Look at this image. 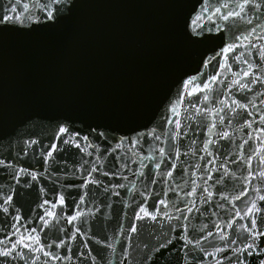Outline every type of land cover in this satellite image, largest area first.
Wrapping results in <instances>:
<instances>
[{
    "label": "snow or ice",
    "instance_id": "1",
    "mask_svg": "<svg viewBox=\"0 0 264 264\" xmlns=\"http://www.w3.org/2000/svg\"><path fill=\"white\" fill-rule=\"evenodd\" d=\"M80 5L81 0H8L0 14V42L21 36L25 28L31 36L40 28L68 24ZM167 6L173 13L169 23L174 35L193 55H199L196 75L186 74L187 79L179 82L177 100L169 104L164 124L149 122L141 129H130L134 133L130 135L118 127L79 119L88 130L83 134L76 128L77 119L67 116L57 121L52 142L40 152L43 173L24 167L17 170L0 159V167L11 169L16 184L26 177L24 184L31 187L30 182L39 185L42 177L49 179V168L61 171L55 167L58 153L72 148L83 153L80 167L65 177L67 183L57 188V177L50 192L39 186L43 196L51 197L38 205L42 213L22 214L14 203V188L0 196V212L8 223L0 239V264L17 259L24 264L38 260L40 264H68L77 255L89 264H105L109 253L103 250L119 257L108 259L107 264H130L129 258L135 260L138 254L132 249H140L134 237L141 236V228L148 234V240L141 241L142 250H154L161 259L175 250L180 253L174 257L175 264H204L205 260L208 264H264V0H168ZM233 62L239 66L235 71ZM213 64L216 73L201 81L200 69ZM185 98L191 109L184 110L190 121L186 124L178 110ZM200 131L205 136L198 144ZM100 141L109 146L104 156ZM28 143L40 141L29 137ZM93 156L92 162L84 159ZM108 156L120 160L118 171L105 170ZM127 161L138 165L131 176L139 183L124 174L129 171ZM150 164L153 170L146 172ZM92 187L105 196L99 204L89 195ZM121 189L133 197L123 204L133 208L131 217L123 213L130 227L119 224L112 237L97 238L90 232V222L102 215V206L112 208L108 203L112 197L124 200ZM209 209L215 217L211 226L203 223L200 235L192 234L196 230L190 229V218L205 215ZM61 220L70 228L61 225ZM51 230L57 232L54 238L46 234ZM89 242L99 249L89 247ZM177 243L181 248H176ZM24 250L33 256L27 257ZM144 260L150 264L153 257L146 254Z\"/></svg>",
    "mask_w": 264,
    "mask_h": 264
},
{
    "label": "water",
    "instance_id": "2",
    "mask_svg": "<svg viewBox=\"0 0 264 264\" xmlns=\"http://www.w3.org/2000/svg\"><path fill=\"white\" fill-rule=\"evenodd\" d=\"M7 3L8 0H0V14ZM167 5L168 0H81L80 7L68 24L40 28L31 36L25 28L21 30V36H13L6 42H0V159L12 163L17 170L24 167L29 171L43 173L40 152L47 150L52 142L57 121L67 116L77 119L76 128L83 134H87L88 130L79 123V119L90 124L118 127L121 133L129 132L130 135H134L130 129H141L149 122L153 125L164 124L165 117L170 115L169 104L177 100L179 82L182 78L187 79L186 74L196 75L194 69L199 64V55H193L189 46L174 35L169 23L173 13ZM230 55L234 56L235 53ZM238 67L233 62V71ZM200 71L204 73L201 78L203 81L215 74L217 68L213 64ZM228 75L231 79L230 74ZM224 83L227 84L228 81ZM248 96H252V93ZM192 99L195 100L196 97ZM256 103L259 104L260 100H256ZM185 109L191 111L187 98L178 109L181 111V122L186 124L190 121L185 118ZM191 135L190 132L189 136ZM204 136L203 131L197 133L198 144ZM29 137L38 139L40 143L29 146ZM99 143L101 155L104 156V149L109 146L103 141ZM77 153L79 150L75 148L58 153L59 162L55 167L61 171L49 168V179L42 177L39 185L30 182L31 187L25 186L26 177H21V183L16 184L11 169L0 167V196L14 188V203L21 208L22 214L31 216L36 212L42 213L38 205L43 199L51 197L43 196L39 186L42 185L50 192L52 182L57 181V177V188L61 183H67L65 177L82 163L83 153L76 155ZM84 159L92 162L95 156ZM124 159L127 160L126 157ZM181 159L185 160L187 157ZM127 163L129 171L124 174L133 182L139 183L131 176V170L137 169L138 165L130 161ZM119 164V159L113 161V157L108 156L105 170L118 171ZM152 170L150 164L145 171ZM179 172L178 168L175 174L177 181L180 180ZM102 179L111 183L106 177ZM76 183L80 181L77 180ZM155 187L159 190L160 186ZM120 191L124 200L112 197L108 200L112 208L102 206V215L97 214L90 222V232L95 233L97 238L112 237L114 233H118L119 224L125 229L130 227V221L124 218L123 213L127 212L128 217H131L133 208H124L123 204L133 197L124 189ZM89 195L96 197L97 204L105 199L104 194L94 187ZM169 198H172L171 195ZM148 203L151 205V201ZM210 212L211 209L205 215L194 214L190 218L189 227L196 230L192 234L200 235L198 229L203 223L211 226L215 217H211ZM60 223L70 228L65 221L61 220ZM7 227L5 214L0 212V239L4 238ZM140 233V237H134V242L140 244V249H132L138 254L135 260L129 258L130 264H145L146 254L153 257L150 264H175L174 257L180 255L175 250L163 259L154 250L145 253L141 241H147L148 234L143 228ZM46 234L54 238L57 232L51 230ZM120 239L123 240L122 237ZM89 247L99 249L98 245L91 242ZM176 248H181V244L177 243ZM24 251L27 257L33 256ZM60 251L63 254V250ZM76 251L73 246V252ZM103 251L109 253L105 257V264L108 259H119L118 256L113 258L109 250ZM117 251L119 252V245ZM93 255H96L95 251ZM43 259L41 256V260ZM12 264H24V261L17 259ZM37 264H40L39 260ZM68 264H89V261L77 255ZM204 264H208V261L205 260ZM225 264L228 262L225 261Z\"/></svg>",
    "mask_w": 264,
    "mask_h": 264
}]
</instances>
